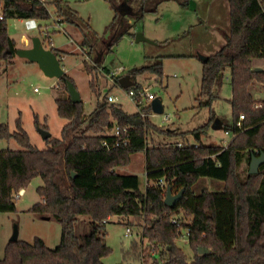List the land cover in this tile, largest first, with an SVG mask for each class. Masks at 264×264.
Listing matches in <instances>:
<instances>
[{
  "label": "trees",
  "instance_id": "trees-1",
  "mask_svg": "<svg viewBox=\"0 0 264 264\" xmlns=\"http://www.w3.org/2000/svg\"><path fill=\"white\" fill-rule=\"evenodd\" d=\"M110 1L115 10L125 7L131 12L115 15L107 50L120 36L133 34L136 22L147 12L157 11L167 0ZM0 2L4 12V19L0 20V62L9 66L20 47L8 33V20L46 21L50 12L39 1ZM178 2L182 6L190 4L189 0ZM52 3L56 16L78 27L84 35L83 44L94 47V33L69 1ZM228 3L229 31L223 32L225 42L207 61L201 60L196 107L208 108L210 119L192 131L157 126L149 117L151 106L142 108L147 114L142 117L138 110L128 113L121 104L110 103L108 94L104 100L99 99L96 73L90 71L86 61L84 68L91 75L90 88L97 103L90 114L85 113L83 100L73 102L69 94L68 83H75L72 76L65 73L58 79L57 111L68 121L61 137H51L45 140L46 147L39 148L30 142L20 119L15 131L0 124V137L15 138L22 147L0 150V212L17 211L16 194L35 177H41L43 184L37 188L40 201L29 212L61 224V240L56 247L47 246L41 237L32 243L9 241L0 264H105L104 258L111 252L106 227L114 216L126 225L134 217L141 219L137 225L147 223L143 238L153 243L152 264H264V164L257 174H250L249 168L245 174L240 171L244 162L250 166L253 156L264 153V99H256L251 90L256 83L264 86V69L256 71L254 64L255 59H264V0ZM191 28L183 36L192 32ZM176 40L165 39L157 44L167 48ZM51 49L62 61L64 51ZM196 53L159 54L154 63L130 71L133 87L137 85L134 77L145 73L156 75L162 82L163 58L194 57L198 56ZM227 72L232 83V123L221 118L216 124L214 103L221 99ZM115 79L119 82V76ZM140 87L137 85L136 89ZM115 124L130 127L129 147L108 150L103 146L104 140H114L109 132ZM212 126L233 134L228 145L203 140ZM154 133L166 138L181 137L185 144L179 147L156 142ZM189 135L194 143L187 138ZM138 152L145 154V190L140 188L138 175L118 172ZM202 177L222 181L223 190L204 188L196 194L193 186ZM168 186L174 193L185 189L182 199L173 207L164 202ZM184 228L189 230L188 240L194 251L191 260L176 242ZM200 248L206 251L200 253Z\"/></svg>",
  "mask_w": 264,
  "mask_h": 264
},
{
  "label": "rangeland",
  "instance_id": "rangeland-1",
  "mask_svg": "<svg viewBox=\"0 0 264 264\" xmlns=\"http://www.w3.org/2000/svg\"><path fill=\"white\" fill-rule=\"evenodd\" d=\"M68 1L94 33V47H91L89 43L83 44L84 35L78 27L64 21L62 25L64 29H58L54 22L55 13L46 21H38L41 28L37 30H29L23 19H9L8 33L17 40L18 47H31L32 38H43L42 32L45 27H48L53 47L64 51L61 63L65 72L72 76L82 96L85 113L92 112L97 103V97L90 88L91 75L84 68L85 61L90 71L96 73L99 99L104 100L106 94L116 95L123 109L128 113H134L138 109L137 105L128 96V89L121 87V78L130 75V71L134 68L154 63L156 61L154 53L156 55L177 52L195 54L198 38H201V45L199 44L202 46L201 52L210 54L213 49L217 51L225 42L221 34L229 31L228 9L224 8V12L214 15L215 11L220 10V4L224 2L228 5V0H189L195 3V10L190 4L182 6L178 0H167L160 4L157 11L147 12L142 20L136 22L132 32L135 35L143 33L145 38L157 41L177 37L173 46L156 47L145 41L137 42L135 35L126 34L120 36L111 49L107 50L113 37L111 23L115 15L122 12H125L123 13L125 15L130 13L131 9L124 7L115 10L110 0ZM51 7L54 10L53 3ZM190 27L193 32L186 36L181 35ZM24 39L28 41L24 42ZM90 50L91 55L88 54ZM196 54L198 56L163 58L162 82L152 73L134 77L137 85L147 87L150 93L162 98L165 113L172 117L173 123L170 127L183 132L192 131L210 119L208 108L196 107V97L200 91L202 78V62L199 57L201 53ZM254 64L264 69V59H255ZM122 68L125 70L118 74L122 75L119 77V82L109 77L112 72ZM58 85H60L59 80L48 77L36 62H30L18 55L9 66L0 62V124H6L10 131H15L17 130L16 121L20 119L29 135L30 142L39 148L46 147V143L39 132L38 123L42 125L41 127L47 128L52 137H61L62 129L68 121L60 117L57 111L55 99L60 93V90L56 88ZM251 90L256 99H264L262 84L256 83ZM231 96L232 83L230 73L227 72L221 90V99L214 103V118L221 117L228 123H232V107L229 101ZM152 120L160 123L163 120V114L154 115ZM157 135L160 138L155 141H162L160 140L162 135L154 133L153 136L157 137ZM232 137L231 132L212 126L203 136V140L226 146ZM179 138L178 136L169 137L173 142L182 140ZM187 138L191 143L195 142L191 135ZM21 148L15 138L0 137V150H21ZM247 168L249 164L246 161L240 167L241 173L245 174ZM118 172L138 175L140 188L145 190L147 177L143 152L133 154L131 163L118 168ZM42 184L41 177H35L25 188V192L16 197L17 211L0 212V258L4 256L5 247L16 225L19 240L32 243L36 237H41L51 248L60 243L61 224L54 219H45L29 212V209L40 201L37 188ZM223 187L224 183L220 180L202 177L193 186V190L199 194L204 188L221 191ZM140 220V218H130V223L126 225L116 216L110 219L106 227V242L111 247V252L104 258L105 264H152L153 243L148 238H143L147 223L137 225ZM127 227L132 230L129 234H127ZM186 232L187 229L184 228L182 234ZM176 242L191 260L194 257V251L188 238L181 236Z\"/></svg>",
  "mask_w": 264,
  "mask_h": 264
},
{
  "label": "water",
  "instance_id": "water-1",
  "mask_svg": "<svg viewBox=\"0 0 264 264\" xmlns=\"http://www.w3.org/2000/svg\"><path fill=\"white\" fill-rule=\"evenodd\" d=\"M192 4L193 7H192ZM190 5L192 9H195V3L190 1ZM125 12H122V14ZM124 15V14H123ZM136 41H145L148 43H156L154 40L148 39L144 37L143 33L136 34ZM17 55L21 58H25L30 62H36L39 64L40 68L43 72L51 78L61 79L62 76L66 73L65 69L61 63L60 57L56 55V53L51 48H46L40 37H33L32 38V46L31 47H22L17 50ZM199 57L202 61H207L208 56L200 55ZM256 71H261L263 68L256 67ZM131 75H126L122 79H120L121 86L123 88H129L133 86L135 83L131 80ZM69 94L73 102L82 101V96L79 93L78 89L76 88L75 83L69 82L68 83ZM152 111L157 114H162L165 111V106L163 100L160 96H156L151 102ZM219 119L215 120V123H219ZM39 132L41 133L44 140H47L52 137V134L49 130L44 128H39ZM264 164V153L260 156H253L250 166H249V173L250 174H257L260 170V167ZM185 189H181L179 192L174 193L171 186H168L166 196L164 202L169 207H173L179 200L182 199L184 195ZM19 240V231L17 225L14 228L13 234L10 238V241H18ZM200 253L205 252V249L200 248Z\"/></svg>",
  "mask_w": 264,
  "mask_h": 264
},
{
  "label": "built area",
  "instance_id": "built-area-1",
  "mask_svg": "<svg viewBox=\"0 0 264 264\" xmlns=\"http://www.w3.org/2000/svg\"><path fill=\"white\" fill-rule=\"evenodd\" d=\"M26 1H39L45 7H47V9L49 10L50 18L52 15H54V13L56 16L55 9L53 10L51 7L53 0H26ZM3 19H4L3 4L0 2V20H3ZM23 20H24V23L26 24V27L29 30H37V29L41 28V24H39V22H38L39 20L36 18H26ZM54 22H56L58 29H64V28H62V25H63L62 17L56 16V18H54ZM42 34L44 37L43 38L40 37V39L42 40L43 45L46 48L53 47V42H51L50 31H49L48 27H45L44 32H42ZM47 37H49V39ZM45 39H46V41H45ZM47 45H49V47ZM122 71H124L123 68L118 70L117 72H112L109 77L114 78V77L118 76V74H120ZM127 89H128L127 90L128 96L137 105V108H138L137 110L141 113L142 117H146L147 114L142 111V108L146 107V106H151V102L156 97V95L153 93H150V91H148V88L143 87V86L140 88H137V89L132 86V87H129ZM107 99L110 103H119V98L116 95L108 94ZM156 114L157 113L152 111V113L149 114V117L152 119V117H154V115H156ZM162 114H163V120L160 123H157V122H155V123L159 127L170 126L173 123L172 117L168 113H165V111ZM243 118H244V115H241L240 119H243ZM238 125L240 126L241 123L238 122ZM109 135L114 137V140L112 142H110L108 140L103 141V146L108 150L116 149V148H120V147H129L131 145L132 135H131V129L129 126H121L119 124H115L113 129L109 132ZM173 144L181 147L185 144V141H178V142L173 143ZM159 184L161 186H163V184H164L163 180H160ZM23 193H24V191L21 190L20 192H18L16 194V197L21 196ZM173 222H175L177 224L176 219H174ZM130 232H132L131 228L127 227V234H129ZM188 235H189V230L187 229L186 234H181L180 237L182 236V237L188 238Z\"/></svg>",
  "mask_w": 264,
  "mask_h": 264
},
{
  "label": "crops",
  "instance_id": "crops-1",
  "mask_svg": "<svg viewBox=\"0 0 264 264\" xmlns=\"http://www.w3.org/2000/svg\"><path fill=\"white\" fill-rule=\"evenodd\" d=\"M224 8H226V9H228V11H229V3H228V5H227V3H222V4H220V7H219V11H215V14L214 15H217V14H220L222 11L224 12L225 11V9ZM195 9H196V6H195ZM194 9V10H195ZM195 30H197V29H195ZM212 30H214V28H212ZM185 31H187V30H184L183 31V33L185 32ZM193 32V31H192ZM67 34H68V32H66ZM183 33L181 34V35H183ZM69 35V34H68ZM180 35V36H181ZM184 36H186V35H184ZM199 37H201V36H199ZM221 37H222V39H223V33L221 34ZM175 38H177V37H175ZM175 38H173V39H175ZM172 39V38H171ZM28 40L27 39H24V42H27ZM156 43H153L154 44V46H156V47H159L158 46V44H157V40H154ZM164 41V40H163ZM198 45L196 46V44H195V48H196V52H198V53H201V55H204V56H209L211 53H213V52H215V50L213 49L212 51H211V53L210 54H205V53H203V52H201L202 50H201V47L202 46H199V44L201 45V38H198ZM152 44V43H151ZM181 45V44H180ZM177 53H179V54H181V53H183V52H177ZM159 54H161V53H158L157 55H156V53H154V57H156V56H158ZM201 60V59H200ZM202 62V61H201ZM124 70H125V68H123ZM66 71V70H65ZM119 77H121L122 75H118ZM115 78V77H114ZM122 79V78H121ZM120 85H121V83H120ZM122 87V86H121ZM125 89H127V88H125ZM94 110V109H93ZM91 112H87V114H90ZM219 120L221 119V117H217ZM216 118V119H217ZM178 130V129H177ZM178 131H180V130H178ZM180 132H183V131H180ZM158 138H160L158 135H157V137H154V139H158ZM181 138V137H180ZM179 138V139H180ZM233 138V137H232ZM171 139V138H170ZM169 139V137L168 138H166V137H162L160 140H162V141H164V142H166L167 144H173V143H176V142H178L177 140L176 141H171ZM178 139V140H179ZM159 140V139H158ZM180 141H182V140H180ZM190 141V140H189ZM24 192H25V189L23 190Z\"/></svg>",
  "mask_w": 264,
  "mask_h": 264
}]
</instances>
